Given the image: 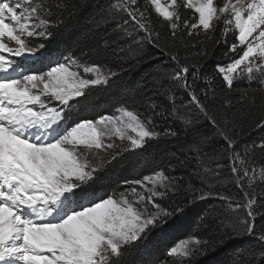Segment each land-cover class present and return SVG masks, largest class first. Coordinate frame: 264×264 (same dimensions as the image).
<instances>
[{
    "label": "snow or ice",
    "instance_id": "snow-or-ice-1",
    "mask_svg": "<svg viewBox=\"0 0 264 264\" xmlns=\"http://www.w3.org/2000/svg\"><path fill=\"white\" fill-rule=\"evenodd\" d=\"M54 6L60 10L55 16L53 6L44 0L14 3L0 0V264H158L154 248L145 241L167 218L186 212L182 205L165 209L154 200L166 194L158 191L156 184L168 177L157 170L161 181L151 175L126 179L123 183L127 187L120 191L119 200L114 198L116 189H83L109 166L114 170L122 168L127 160L126 152L141 149L161 133L156 131L151 116L127 107L135 105L136 100L117 106L114 111L121 113L120 116L107 114L95 120L65 117L73 98H83L77 102L87 105L89 86L107 84L109 77H116L117 72L109 69L103 75L100 66L92 62L91 67L85 64L84 72L92 73L95 78H81L78 72L69 70V65H77V60L65 55L59 44L36 55L45 45L34 46L31 38L53 37L56 34L53 30L76 18L82 7L81 4L70 6L68 0H57ZM182 7L194 9L195 18L191 21L183 18ZM104 11L118 21L113 30H122L130 37V52L136 50L133 45L140 48L147 43L166 57L164 63L168 69L164 75L170 85L158 94L164 95L169 103L164 105L146 97L147 107L154 115L179 120L186 129L196 130L197 124L207 121L210 133L199 136L196 153L207 155L202 152L201 143L213 139L224 142L213 150L209 159H228V165L218 163L217 169L229 167L232 175L224 177L221 171L214 170L213 179L216 183L235 182L240 187L243 195L237 207H244L247 212L239 223L246 234L257 235L256 219L264 218V213L257 210L255 197L264 196V192L250 194L245 190V184L254 187L255 174L249 176L244 164L254 148L264 149V140L245 145L241 156L236 138L240 133L233 127L231 131L235 134L229 135V121L222 118L218 122L209 113L207 102L215 98L217 75L229 90L237 80L246 79L264 92V0H226L221 7L214 6V0H170L167 4L161 0H147L144 4L140 0H110ZM214 20L223 22L221 36L225 43L230 31L235 32V42L223 54L227 63H217L212 72H202V63H189L180 48L173 50L162 45L161 35L153 27L160 24L167 28L173 45L182 41L186 48L188 38L199 35L200 31L206 35L214 31ZM87 22L91 23L92 18ZM84 35L80 33V37ZM60 36L63 39V33ZM5 53L8 57L31 60L32 64L24 67L22 62L6 59ZM196 55L208 58L210 54L200 50ZM176 89L186 93V102H175ZM193 107L196 111L190 115ZM255 127L264 130V117ZM129 129L135 133L134 137L128 135ZM163 134L178 135L171 129ZM113 137L129 143L116 144ZM79 148L86 151H78ZM95 150L106 153L99 163L93 162L98 155ZM260 178L264 179V173ZM145 182L153 184L147 195L135 187L143 189ZM128 192L138 197V208L123 198ZM212 195L211 191L207 193L208 198ZM200 198H205L203 189ZM219 198L229 202L236 199L235 196ZM228 207H232L231 203ZM258 239L264 242V234H259ZM136 241L141 243L134 244ZM188 243L185 240L171 246L168 255H195L188 249ZM195 243L206 244L199 238ZM258 255V264H264V252ZM137 256L154 258L142 260Z\"/></svg>",
    "mask_w": 264,
    "mask_h": 264
},
{
    "label": "trees",
    "instance_id": "trees-1",
    "mask_svg": "<svg viewBox=\"0 0 264 264\" xmlns=\"http://www.w3.org/2000/svg\"><path fill=\"white\" fill-rule=\"evenodd\" d=\"M56 2L57 0H44V3L53 6L54 16L60 11L54 6ZM140 2L144 4L147 0H140ZM223 2L225 0H215L214 3L215 6H221ZM68 3L70 6L82 5L79 15L69 19L60 29H54L56 34L51 38H31L32 44L38 46L43 43L45 47L41 48V52L49 51L59 44L65 55H71L78 64L84 66L87 64L91 67L92 62H95L105 75L108 74L109 69L117 72V75L114 78L109 77L110 82L107 84L92 86L86 90H90L87 105L77 102V99L83 98H73L72 107L64 113L65 117L73 120L84 118L95 120L101 115L113 114L114 109L117 106H124L125 101L136 100L135 105L129 104L127 107L151 116L157 125L156 131L161 133L159 137L149 141L141 149L126 152L127 160L122 168L114 170L109 166L98 173V179L88 185L90 190L110 188L119 192L127 187L123 183L124 180L153 176L157 170H160L178 191L158 202L165 209L175 207L177 204L182 205L186 212L178 217L181 218L179 219L181 221H178V227L169 230L168 236L165 237H168L167 241L161 236L162 227L153 230L145 241L154 248L155 257H159L158 264H179L168 255V249L183 240L196 238L205 241L206 244L198 246L195 255L183 262L258 264V254L264 252V242L258 239L259 234H264V218L258 216L256 219L257 235L246 234L243 231V225L239 223V219L246 215L244 207H237L243 195L240 187L235 182L216 183L213 179L214 170L221 171L224 177L232 175L229 167L217 169L218 163L228 165V159L220 161L209 159L213 150L219 149L224 142L213 139L211 142L201 143L200 148L207 155L200 156L196 153L195 145L199 143L201 134L210 133L207 121L197 124L196 130L186 129L179 120H173L170 116L154 115L147 107L146 97H153L164 105L169 103L164 95L158 94L162 88L170 85V81L164 75L168 69V65L164 63L166 57L158 48L147 43L140 48L133 45L132 47L136 50L132 56V52L127 50L130 37L124 32L116 35L113 26L118 21L109 17L104 11L110 0H68ZM181 15L189 21L195 18L194 11L186 7L181 8ZM153 16L155 17L154 12ZM89 18H92L91 23L87 22ZM214 24L215 30L209 31L207 35L200 31L199 35L188 38L189 43L186 48L182 41H177L173 45L168 39L167 28L160 24H154L153 27L160 33L162 45H168L173 50L180 48L182 55L188 56L189 63H202V72H212L217 63H227L223 54L228 46L235 42V32L230 31L225 43V38L221 36L222 20ZM60 33H63V39ZM80 33L85 35L80 37ZM209 36L212 38L210 39ZM200 50H206L210 54L208 58L197 56L196 53ZM123 51L127 53L125 59L122 57ZM215 90V98L207 102L209 113L215 116L218 122H221L222 118L229 121V135L235 134L231 131L233 127L240 133L236 137L237 151L243 156L245 145L264 140V130H257L255 127L264 117V92L258 90L255 83L250 85L246 79L237 80L233 88L229 90L219 75L216 76ZM186 101V93L176 89L175 102L180 104ZM195 111L193 107L190 115H193ZM167 129L176 131L178 135H164ZM245 159L247 163L244 167L249 169V176L255 174L254 187H247L245 184V190L250 194L264 192V179L260 178L264 173V149L254 148ZM209 180L213 182L209 184ZM201 189L205 193V198H200ZM209 191L213 194L212 198L207 197ZM220 196H235L236 199L229 202L219 198ZM255 199L259 205L257 210L264 213V196H256ZM229 203L232 205L231 208L228 207ZM171 218L173 217L167 221ZM140 243V241L134 242V244ZM136 258L150 260L154 257L137 256Z\"/></svg>",
    "mask_w": 264,
    "mask_h": 264
},
{
    "label": "rangeland",
    "instance_id": "rangeland-1",
    "mask_svg": "<svg viewBox=\"0 0 264 264\" xmlns=\"http://www.w3.org/2000/svg\"><path fill=\"white\" fill-rule=\"evenodd\" d=\"M161 2L162 3H164V4H167V3H169L170 2V0H161ZM214 2H215V0H214ZM225 2H226V0H225ZM225 2H223V4L225 3ZM223 4L221 5V6H223ZM214 6H215V3H214ZM221 6H216V7H221ZM193 11H194V9H192ZM216 22V20H214L213 21V23H215ZM231 27V26H230ZM236 31H238V30H236ZM123 31L122 30H116V35L118 34H123L122 33ZM6 39V38H5ZM115 43V42H114ZM11 46V45H10ZM127 50H128V48H127ZM5 55V57H6V59L7 58H11V59H13V60H17V61H21V60H23V58H17V57H8V54L7 53H5L4 54ZM132 56H133V53H132ZM122 57L125 59L126 57H127V53H126V51H123L122 52ZM24 61V60H23ZM26 62H32L31 60H28V61H26ZM30 66V65H29ZM29 66H24V67H29ZM69 70L70 71H76V72H78V74L80 75V77L81 78H95V76L92 74V73H86V72H84V65H81V64H78L77 63V65H69ZM257 71H258V69H257ZM100 72L103 74V75H105L101 70H100ZM95 86H97V85H95ZM90 87H92V86H89V88ZM56 103H58V102H56ZM112 115H116V116H120L121 115V113H118V112H114ZM125 120L127 119L126 117L124 118ZM128 135H131V136H135V133H132L131 132V130L129 129V131H128ZM106 139V142H107V138H105ZM113 141L116 143V144H121V143H129V141H127V140H125V141H120L118 138H116V137H113ZM78 151H81V152H85L86 151V149H83V148H79L78 149ZM97 153H98V155L96 156V158H95V160L93 161L94 163H99L100 162V158L101 157H103V156H105L106 155V153L103 151V150H95ZM108 151H112V150H108ZM129 151H132V150H129ZM89 158L91 159V155H89ZM153 178H154V180H156V181H161V176H158V175H153ZM90 186H88V190H90V188H89ZM135 187H137V190L138 191H140V192H142L144 195H147L148 193H147V189L148 188H150V187H153V184L151 183V182H145V187L143 188V189H141L140 188V186H135ZM156 188H157V190L158 191H163V192H166V194L164 195V196H157V197H154V200H156V201H160V200H163L167 195H169V194H174V193H176L177 191H178V189L175 187V186H173V184L169 181V180H167L166 178L165 179H163L162 180V182L161 183H157L156 184ZM77 192H79L78 190H77ZM119 193H120V191L119 192H116V195H115V197L114 198H116V199H121V197H120V195H119ZM124 199H128L130 202H131V205L134 207V208H138L139 207V202H138V197H136L133 193H131V192H128L127 193V195L125 196V197H123ZM149 207H151V206H149ZM245 210H246V212H247V209L245 208ZM167 219H169V218H167ZM179 219H181V218H178V217H173V218H171L170 220H168V221H166V223H164L161 227H162V231L163 232H161V236L162 237H164L163 239L165 240V241H167V238H165L166 236H168V232H169V230H171L173 227H176L177 225H178V221H181V220H179ZM178 227V226H177ZM155 230V229H154ZM150 236H148V238H149ZM186 240H188L189 241V243H188V245H187V247H188V249L191 251V252H195L197 249H198V245L195 243V240L194 239H186ZM183 241H185V240H183ZM180 244V242L177 244V245H179ZM192 256V255H191ZM191 256H181V255H176V254H174L173 256H171L173 259H174V261L176 262V263H181V262H183L184 260H186V259H189Z\"/></svg>",
    "mask_w": 264,
    "mask_h": 264
}]
</instances>
